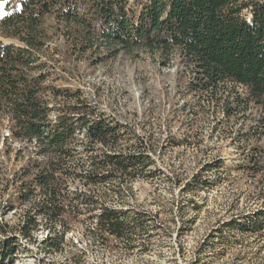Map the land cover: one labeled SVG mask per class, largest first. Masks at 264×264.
Returning a JSON list of instances; mask_svg holds the SVG:
<instances>
[{
	"label": "trees",
	"instance_id": "16d2710c",
	"mask_svg": "<svg viewBox=\"0 0 264 264\" xmlns=\"http://www.w3.org/2000/svg\"><path fill=\"white\" fill-rule=\"evenodd\" d=\"M0 3L4 11L0 26L8 36L24 42L0 41V127L9 131L5 145L18 141V154L31 148L9 181L16 184L14 192L20 202L31 197L30 209L18 224L22 237H31L43 221L47 233L42 243L58 251L69 230L65 216L84 206L89 213L100 211L98 231H91V239L128 242L131 226H138V221L126 219L125 211L106 204L99 186L114 178L131 183L137 177L160 173L149 145L140 137L136 136L132 152L117 149L132 134L128 125L97 112L82 99L79 89L43 83L51 72L38 51L45 45L42 18L50 13L62 24L66 50L73 55L105 45L116 50L144 47L166 62L178 58L185 95L213 109L219 107L220 122L233 120L236 125L230 136L239 156L236 169L252 178L254 202L259 204L231 226L264 236V0ZM48 91L51 100L45 97ZM82 154L87 165L81 163ZM219 163L217 159L204 164L183 190L216 184L204 174ZM72 182L81 187L71 190ZM16 241V237L0 238L1 258L13 254Z\"/></svg>",
	"mask_w": 264,
	"mask_h": 264
},
{
	"label": "rangeland",
	"instance_id": "374dc122",
	"mask_svg": "<svg viewBox=\"0 0 264 264\" xmlns=\"http://www.w3.org/2000/svg\"><path fill=\"white\" fill-rule=\"evenodd\" d=\"M3 14L0 3V21ZM42 27L45 45L38 53L51 72L43 83L79 89L82 99L97 112L128 125L132 134L117 149L132 152L136 136L140 137L149 145L160 173L131 183L114 178L99 186L106 204L125 211L126 219L138 221V226H131L128 242L91 239V231H98L100 211L89 213L81 206L80 212L65 216L69 230L61 249L50 251L42 243L47 233L43 221L31 237H22L18 230L31 197L20 202L16 184L9 181L31 148L18 154V141L5 145L9 131L2 125L0 238L16 237L17 241L13 254L0 256V264H264V236L231 226L259 204L254 202L252 178L236 169L239 156L230 140L236 125L233 120L220 122L219 107L213 109L185 95L178 58L166 62L144 47L116 50L105 45L73 55L66 50L64 28L54 14L43 16ZM0 41L24 45L1 26ZM45 97L51 100V92ZM83 156L81 163L87 165ZM217 159L219 166L204 174L216 184L183 190L194 173ZM77 185L81 187L70 183L71 190Z\"/></svg>",
	"mask_w": 264,
	"mask_h": 264
}]
</instances>
